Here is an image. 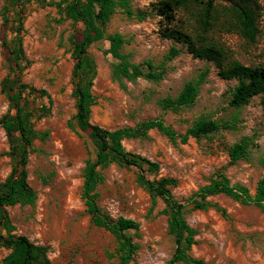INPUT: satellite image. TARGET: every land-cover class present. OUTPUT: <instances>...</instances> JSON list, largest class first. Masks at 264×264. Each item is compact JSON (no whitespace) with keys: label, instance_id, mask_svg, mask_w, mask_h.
I'll use <instances>...</instances> for the list:
<instances>
[{"label":"rangeland","instance_id":"1","mask_svg":"<svg viewBox=\"0 0 264 264\" xmlns=\"http://www.w3.org/2000/svg\"><path fill=\"white\" fill-rule=\"evenodd\" d=\"M4 1L0 0V42L4 38ZM57 1L21 0L22 47L29 63L20 79L44 89L49 98L28 96L36 106L48 108L32 119L39 137L33 140L26 170L35 201L7 206L6 210L14 232L46 245L53 264H118L114 235L91 223L80 196L85 160L95 155L88 131L79 129L73 119L71 42L72 34L78 36L82 25L73 24ZM115 1L114 12L104 25L105 34H120L124 39L120 52L125 58L131 63L150 60L153 72L161 75L156 79L118 77L113 73L117 60L107 51L109 41L103 38L92 42L87 51L94 61L91 92L96 103L90 107V122L114 129L160 117L177 133H184L199 119L216 120L224 127L185 142L179 138L170 140L150 129L146 137L123 139L122 145L127 151L158 162L159 169L149 177L174 178L169 189L177 199L186 198L206 184L218 168H223L232 184L246 185L253 193L264 174V116L259 96L239 108L230 106V91L236 81L220 77L213 62L194 57L184 45L163 35L167 22L154 9L157 0ZM258 1L259 33L254 42L219 23H214L207 35L241 63L264 66V0ZM13 9L8 13L10 17L15 16ZM192 12L196 13V9ZM173 24L184 30L196 28L194 14L183 10L175 11ZM171 47L179 52L170 57ZM12 65L11 57L0 46V117L10 111L1 82ZM202 71L206 74L192 104L162 108L164 98L175 97L186 81H195ZM243 137L249 142L247 155L230 164L228 147ZM8 146L7 135L0 126V182L11 169L12 162L5 153ZM102 174L103 180L95 188L97 204L114 219L122 216L138 222L136 230H126L138 245L136 264H167L174 241L167 230L161 199L152 204L138 183V170L133 166L112 161ZM208 199L222 206L226 216L213 207L184 211L185 220L196 230L189 254L214 264H264V203L242 204L224 194ZM8 251L0 245V259Z\"/></svg>","mask_w":264,"mask_h":264},{"label":"trees","instance_id":"2","mask_svg":"<svg viewBox=\"0 0 264 264\" xmlns=\"http://www.w3.org/2000/svg\"><path fill=\"white\" fill-rule=\"evenodd\" d=\"M56 4L63 5L65 16L73 24L82 25L78 36L74 37L72 34L71 55L74 62L71 83L75 100L74 123L79 129L88 131L95 147L94 157L85 160L80 191L91 223L103 227L114 235L118 264H136L134 254L138 245L126 230H136L138 222L127 217L119 216L114 219L109 216L97 204L95 190L97 184L103 180L102 169L112 161L133 166L138 170L137 181L149 194L152 204L157 198L164 204L162 212L166 214L167 230L174 241V248L167 264H214L189 254L191 245L195 243L196 230L185 220L184 211L187 208L213 207L222 216H226L222 206L208 199L215 194H224L242 204L261 206L264 203V174L257 180L252 193L246 185L232 184L223 168H218L206 184L184 199H177L170 192L169 185L175 183L174 178L155 176L150 178L149 176L154 175L159 169L158 162L125 150L122 145L123 139L143 138L150 129H156L170 140L179 138L181 142H185L190 137L198 138L224 126L216 120L199 119L184 133H177L160 117L141 120L134 126L114 129L91 123L90 107L96 103V98L91 92L95 67L87 49L92 42L103 38L109 41L107 51L117 60L113 66V73L118 77L132 79L145 76L156 79L161 74L153 72L150 60L140 63L129 62L120 52L123 37L118 33L105 34L104 25L114 12L115 0H59ZM10 8H14V12L12 11L14 17L8 15ZM154 9L167 22L163 27L164 36L184 45L194 57L213 62L220 77L236 81L230 91L228 101L230 106L239 108L247 104L253 96L258 95L264 116V66L241 63L231 57L229 50L219 41L207 35L214 23H219L222 27L236 30L246 41L254 42L259 33L258 0H157ZM192 9H196V13H193ZM176 10L194 14L196 28L184 30L182 26L173 24ZM1 24L4 27V38L1 39L0 46L11 57L13 65L1 82V91L9 102L10 111L0 117V126L7 135L9 146L5 153L12 164L8 176L0 182V245L9 249L0 259V264H53L47 255L46 245L34 243L27 236L14 232L15 227L6 210L7 206L32 204L35 201L36 194L27 182L26 170L33 140L39 137V131L34 128L32 119L46 112L48 108L43 105L36 106L28 96L36 94L46 95L48 98L49 96L44 89L36 88L20 79L21 71L29 63L22 47L21 0L4 1L1 8ZM178 52V49L171 47L169 56H174ZM205 74L206 72L202 71L195 81H186L175 97L164 98L161 102L162 108H178L192 104ZM248 144V139L243 137L228 147L230 164L247 155Z\"/></svg>","mask_w":264,"mask_h":264}]
</instances>
